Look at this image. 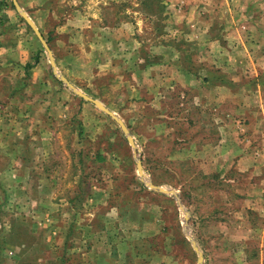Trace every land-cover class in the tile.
<instances>
[{
    "label": "rangeland",
    "instance_id": "obj_1",
    "mask_svg": "<svg viewBox=\"0 0 264 264\" xmlns=\"http://www.w3.org/2000/svg\"><path fill=\"white\" fill-rule=\"evenodd\" d=\"M28 1L133 147L15 12L41 50L0 57V264H264V0Z\"/></svg>",
    "mask_w": 264,
    "mask_h": 264
},
{
    "label": "crops",
    "instance_id": "obj_2",
    "mask_svg": "<svg viewBox=\"0 0 264 264\" xmlns=\"http://www.w3.org/2000/svg\"><path fill=\"white\" fill-rule=\"evenodd\" d=\"M17 3H18L17 6L22 8L23 10H26L27 7L31 6L28 0H23V1L17 0ZM40 3L41 4L45 3V0H40ZM15 12L18 14V12L15 10L12 4V0H0V57L3 56L4 58L9 57V59H16V61H19L23 66L22 73L26 72L28 73V76H29L30 72L33 74L35 67L34 66L30 67L28 70H25L24 67L29 65V63L31 62V59L38 60V55H39V51L41 50V48L39 49L38 47V50H34V53L32 54L30 60L27 58L24 62L20 61L21 41L19 40L18 29H21L20 28L21 23L19 22V18L15 16L16 14ZM35 12L36 11H34V13ZM35 43H36L35 41L31 42L33 47L34 45H37ZM14 126H16V123ZM22 126L23 127H20L21 128L20 130L24 131V129H26V126H24V124H22ZM33 137L35 139L37 138V136L35 135H33Z\"/></svg>",
    "mask_w": 264,
    "mask_h": 264
},
{
    "label": "water",
    "instance_id": "obj_3",
    "mask_svg": "<svg viewBox=\"0 0 264 264\" xmlns=\"http://www.w3.org/2000/svg\"><path fill=\"white\" fill-rule=\"evenodd\" d=\"M12 4H13L15 10L18 12L19 16L29 26V28L31 29V31L33 32V34L35 35V37L37 38L38 42L40 43V45L42 46V48L46 52L47 57H48V61H49V65L51 67V70H52L53 74L57 78V80L59 82H61L70 92H72L73 94H75L79 98H81V99H83V100L91 103L98 110H100L105 115H107L108 117H110L119 126V128L121 129V131L123 132V134L126 136V139H127L128 143L130 144V146L133 147V143H132L130 137L127 135L126 128L124 127L123 123L118 118H116L110 111H108L106 108H104L98 101L93 100V99L85 96L81 92L77 91L76 89H74L59 73H57V71L55 70V66H54V63H53V59L51 57V53H50V51H49V49H48L45 41L41 38L40 34L38 33L37 29L35 28V26L31 22V20L19 9V7L17 6L15 0H12ZM136 166H137L138 172L140 173L141 171H140V166H139V162L138 161H136ZM153 189L159 191L158 188L153 187ZM191 244L193 245L192 242H191ZM193 249L195 250V252L198 255V263L197 264H200V260H201L200 254L197 251L196 247H194V245H193Z\"/></svg>",
    "mask_w": 264,
    "mask_h": 264
},
{
    "label": "trees",
    "instance_id": "obj_4",
    "mask_svg": "<svg viewBox=\"0 0 264 264\" xmlns=\"http://www.w3.org/2000/svg\"><path fill=\"white\" fill-rule=\"evenodd\" d=\"M24 68H25V70H28L30 68V65H27Z\"/></svg>",
    "mask_w": 264,
    "mask_h": 264
}]
</instances>
